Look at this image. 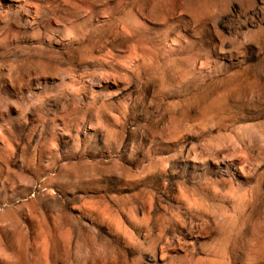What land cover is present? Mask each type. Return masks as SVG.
<instances>
[{"label":"rangeland","instance_id":"1","mask_svg":"<svg viewBox=\"0 0 264 264\" xmlns=\"http://www.w3.org/2000/svg\"><path fill=\"white\" fill-rule=\"evenodd\" d=\"M0 264H264V0H0Z\"/></svg>","mask_w":264,"mask_h":264},{"label":"bare ground","instance_id":"2","mask_svg":"<svg viewBox=\"0 0 264 264\" xmlns=\"http://www.w3.org/2000/svg\"><path fill=\"white\" fill-rule=\"evenodd\" d=\"M73 80H74V79H73ZM73 80H72V81H73ZM75 81H76V79L74 80V82H75ZM74 82H73V83H74ZM75 83H76V82H75ZM81 83H82V82H81ZM75 85L77 86L78 84H74V87H75ZM80 85H81V84H80ZM82 86H83V85H82ZM83 89H84V88H83ZM73 93H74V92H73Z\"/></svg>","mask_w":264,"mask_h":264}]
</instances>
